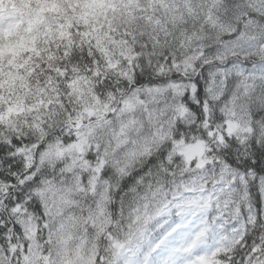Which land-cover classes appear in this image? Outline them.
Returning <instances> with one entry per match:
<instances>
[{"label":"snow or ice","instance_id":"snow-or-ice-1","mask_svg":"<svg viewBox=\"0 0 264 264\" xmlns=\"http://www.w3.org/2000/svg\"><path fill=\"white\" fill-rule=\"evenodd\" d=\"M0 264H264V0H0Z\"/></svg>","mask_w":264,"mask_h":264}]
</instances>
